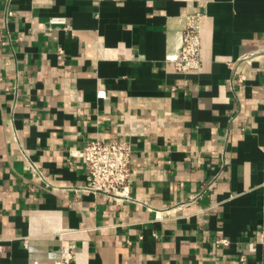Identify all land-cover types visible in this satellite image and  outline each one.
Returning a JSON list of instances; mask_svg holds the SVG:
<instances>
[{"label":"crops","instance_id":"0c3cea01","mask_svg":"<svg viewBox=\"0 0 264 264\" xmlns=\"http://www.w3.org/2000/svg\"><path fill=\"white\" fill-rule=\"evenodd\" d=\"M0 36V264H264V0H0ZM92 141L126 197L82 190Z\"/></svg>","mask_w":264,"mask_h":264},{"label":"built area","instance_id":"2783aa9c","mask_svg":"<svg viewBox=\"0 0 264 264\" xmlns=\"http://www.w3.org/2000/svg\"><path fill=\"white\" fill-rule=\"evenodd\" d=\"M201 15L187 18L186 28L182 32L181 49L178 55L169 58L181 74H195L202 70L201 59L202 28ZM53 25H63L71 30L63 18L53 19ZM2 36H0V41ZM264 57V55H262ZM254 56H245L242 61L250 62ZM86 164L87 182L82 190L93 195L109 198L126 197L132 183V145L127 141L87 142L77 154ZM226 243L220 241L218 244ZM75 259V246L70 243L61 245V264H72Z\"/></svg>","mask_w":264,"mask_h":264}]
</instances>
